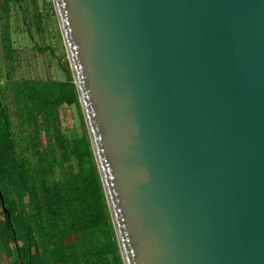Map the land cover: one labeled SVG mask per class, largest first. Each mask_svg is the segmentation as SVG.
<instances>
[{"label": "water", "instance_id": "1", "mask_svg": "<svg viewBox=\"0 0 264 264\" xmlns=\"http://www.w3.org/2000/svg\"><path fill=\"white\" fill-rule=\"evenodd\" d=\"M52 4L119 264H264V0Z\"/></svg>", "mask_w": 264, "mask_h": 264}, {"label": "trees", "instance_id": "2", "mask_svg": "<svg viewBox=\"0 0 264 264\" xmlns=\"http://www.w3.org/2000/svg\"><path fill=\"white\" fill-rule=\"evenodd\" d=\"M11 1L3 0L0 4L3 22ZM38 29L41 31L39 25ZM2 37V48L12 54L9 35L6 33ZM46 48L40 47L41 51ZM16 86L20 94L17 101L22 102L25 109L28 102L36 105V109L23 110L28 123L15 125L22 130L19 136L12 135L9 130L16 128L14 125L3 122L8 131L0 134L1 211L7 209L4 218L9 226L5 228L15 236L11 210L14 207L17 213V206L12 198L8 203L12 208L6 205L2 187L9 191L18 186L25 203L30 206L31 215L25 212L23 217L27 222L35 221L42 229H38V240H33L29 224L21 228L26 263L20 257L15 264H119L70 68L65 70L64 81L23 80ZM42 102L46 103L45 107ZM64 103L79 106L83 124L81 135L68 137L63 130L58 110ZM39 108L45 119L44 126L38 116ZM7 172L13 177L8 178ZM14 245L18 251L16 241Z\"/></svg>", "mask_w": 264, "mask_h": 264}, {"label": "rangeland", "instance_id": "3", "mask_svg": "<svg viewBox=\"0 0 264 264\" xmlns=\"http://www.w3.org/2000/svg\"><path fill=\"white\" fill-rule=\"evenodd\" d=\"M28 2L30 4L28 3L27 6L21 5V3L17 5L13 0L9 4V6H12L11 9H9L11 10L9 38L10 45L13 48V53L10 54V56L8 52L2 48L0 38V84H2L4 88L6 85L8 86L7 93L4 92V89H0V109H2L0 112V134H5L4 132L8 131V127L3 125V122L8 123V112L10 116L9 123L11 125H27L26 113L22 114L23 110L24 112H31V110L36 109V105L34 106L30 102L27 103V109H25L22 102L17 101V96L20 95L16 89L18 83L23 80H43L47 78L55 81H64L65 70L69 68L59 25L57 24L55 14L52 12L51 0H35L33 4H31L30 0H28ZM33 11L37 12L40 18L41 31H37ZM2 24L5 25L4 22H2ZM42 46H46V50L41 51L40 47ZM48 87L54 90L52 86ZM32 99L33 98H31V102L35 104V100L32 101ZM45 104L46 103L42 102L43 107H45ZM80 109L75 103L70 106L64 103L58 110L59 120L68 137L74 136L75 134L81 135L83 133ZM41 110L42 109L39 108L38 116H40V121L44 126L45 119L43 118ZM9 130L14 136H19L22 133L19 127L14 129L9 128ZM7 177L12 178L13 175L11 176V174L7 172ZM17 187L18 186H13V191L12 188L6 191L5 188L2 187L6 205L12 208V206L8 204L9 199L12 198L17 206V213H14V207L11 210V219L17 234L14 232L15 236H13V232L0 225V264H15L14 261L20 260V257L24 260L25 247L21 237L22 227L29 224L32 228L33 240H38L39 230L42 229L35 221L29 220L30 222H27L25 217H23L25 212L31 215L30 206L25 203L26 199L23 197L21 190ZM4 212L1 211L0 202V224L3 223ZM26 230L28 229H25V231ZM15 241L19 245L18 251L14 245ZM24 263H26L25 260Z\"/></svg>", "mask_w": 264, "mask_h": 264}, {"label": "flooded vegetation", "instance_id": "4", "mask_svg": "<svg viewBox=\"0 0 264 264\" xmlns=\"http://www.w3.org/2000/svg\"><path fill=\"white\" fill-rule=\"evenodd\" d=\"M3 2V0H0V4ZM30 2H31V4H33L34 2H35V0H30ZM21 3V5H28V1H26V2H20ZM51 8H52V12L55 14V12H54V8H53V4H52V0H51ZM10 4V3H9ZM17 5H20L19 3H16ZM30 4V3H29ZM11 7L12 6H9V9H11ZM8 9V11H7V13L6 14H8L7 15V18H6V20L8 21H4V23H5V25H3L2 24V22H3V17L0 15V38H1V42H2V44L4 43V41H3V35H5L6 33L9 35V26H10V14H11V10H9ZM1 14V13H0ZM38 13L37 12H35V11H33V17H34V20H35V22H36V27H37V31L39 30L38 29V25L41 27V25H40V18H39V16L37 15ZM55 17H56V15H55ZM39 18V19H38ZM56 20H57V18H56ZM39 23V24H38ZM57 24H58V22H57ZM10 39V38H9ZM12 47V46H11ZM8 55L10 56V54H9V52H8ZM8 74V73H7ZM48 79V78H47ZM38 80H41V79H38ZM0 89H4V92H6L7 93V90H8V86L6 85L5 86V88L4 87H2V84H0ZM2 110V109H1ZM8 117H9V120H8V123H9V121H10V116H9V112H8ZM10 124V123H9ZM2 200H1V210H2ZM1 226H4L5 227V225H6V227H8L9 225H8V223L6 222V220H5V218H3V223L2 224H0Z\"/></svg>", "mask_w": 264, "mask_h": 264}]
</instances>
